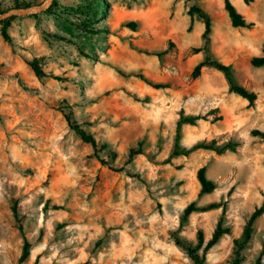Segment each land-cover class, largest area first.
I'll return each instance as SVG.
<instances>
[{
  "label": "rangeland",
  "instance_id": "obj_1",
  "mask_svg": "<svg viewBox=\"0 0 264 264\" xmlns=\"http://www.w3.org/2000/svg\"><path fill=\"white\" fill-rule=\"evenodd\" d=\"M19 1L32 4L26 10L46 0ZM56 1L83 8L92 0ZM103 1L105 14L91 21L79 11L48 14L52 0L27 15L14 12L15 0H0V15L12 17L11 42L0 35V264H192L171 235L196 245L201 231L206 243L219 221L230 234L199 254L204 264H230L234 240L259 208L242 263L264 264V141L251 135L264 133V66L250 64L262 55L264 0H229L253 24L249 29L231 26L224 0ZM191 6L210 18L206 49L203 22L187 14ZM80 24L105 32L90 35ZM33 58L64 80L37 79L25 62ZM206 58L230 66L234 82L257 96L254 104L230 93L215 69L204 67L193 78ZM65 107L107 144L97 156L108 166L67 125ZM180 113L208 120L181 126V148L214 140L235 144L234 151L200 149L165 163ZM138 143L142 153L126 165ZM201 167L215 184L209 194H199ZM191 203L216 207L194 211L179 225ZM24 237L31 247L19 263Z\"/></svg>",
  "mask_w": 264,
  "mask_h": 264
},
{
  "label": "trees",
  "instance_id": "obj_2",
  "mask_svg": "<svg viewBox=\"0 0 264 264\" xmlns=\"http://www.w3.org/2000/svg\"><path fill=\"white\" fill-rule=\"evenodd\" d=\"M190 1V0H189ZM246 5H248L252 0H243ZM32 4L28 2H21L19 0H15L13 4V9H22V8H28ZM224 10L228 15V18L230 20V24L233 28H251L253 26L252 23H248L242 16L237 12L235 7L230 3L229 0H224ZM79 11L81 15H86L89 18L92 19L91 21L96 20L100 16L104 15L105 13V4L103 0H92L87 2L86 6L83 8L77 7V8H68V7H60L57 3L56 0H52L51 6L47 9L48 14H63L66 16H71L74 13ZM6 11H2V13H5ZM187 14L190 17H193V15H196L199 20H201L204 24V31L202 34L203 40H204V46L203 49H206L208 46V39L209 35L211 32V21L209 16L203 12L201 9L197 8L196 6H191L188 9ZM12 17L5 19L3 21H0L1 28H0V35L3 38L4 41L10 43V37L7 33V29L10 25ZM127 28H130L132 30L135 29L136 25L135 23H128L126 25ZM78 30L81 32H85L90 35H97L102 32H105L104 30H95L93 28H90L86 24H80L79 27H77ZM198 52L201 50H197ZM26 64L29 66V68L32 70L34 73L35 77L39 80H42L43 78H51L55 81L62 82L64 79L61 78L60 76H56L53 74H47L44 72L40 60L38 58H33L31 60L25 61ZM250 64L253 67H262L264 66V43L262 45V55L261 56H256L252 57L250 59ZM3 67V64H0V69ZM204 67L212 68L215 69L219 72L222 73L224 76L227 85H228V91L232 94H235L239 96L240 98L244 99L247 101L248 106H252L254 102L256 101L257 96L255 93L246 90L244 87H241L237 85L233 77L231 75V68L228 65L221 64L220 62L211 59V58H206L202 62L198 63L193 71H192V77L197 78L200 73L201 69ZM145 83L151 85L152 87L158 89L162 88L163 86L161 85H152L150 84L145 78L142 76H139ZM264 87V84H263ZM264 102V99H263ZM63 115L64 120L66 121L67 125L72 129L82 140V142L89 144L94 151V157L96 160L103 166H108L109 163L106 160H103L97 156V153L102 152L104 150H108V146L105 143L98 144L96 140L87 132H85L80 125L75 123L72 118L71 112L67 111V107L61 108L60 109ZM207 116H189V115H183L182 113L179 114V118L176 123V128H175V137L173 141V146L172 149L170 150L168 157L165 159V163H170V161L179 156H184L187 157L189 156L192 152L196 150H208V151H213L217 154H221L226 150L234 151L236 145L228 142L223 146H217L214 140L211 141H202L194 144L192 147L189 149L181 148L179 146V139H180V129L182 125H196L197 121L200 119L207 120ZM221 120V117H213L212 120H210L212 123H215L216 121ZM252 136H258L264 141V133L259 132L257 130H253L251 132ZM142 153V143H138V145L135 148H131L128 152L127 160H126V165L130 164L133 158L139 154ZM108 155L111 161H114L116 154L113 151H108ZM111 170L113 171H121L120 170H114L112 167H110ZM196 178L200 186V191L199 194H209L215 189V184L208 180L207 177L205 176V168L201 167L197 170L196 172ZM216 205L212 204L209 206H206L202 209H197L193 203L189 204L188 206L185 207V209L182 211L181 216L179 217V225L184 223L188 216L194 212V211H206L208 209L214 208ZM12 213L16 219L17 222V227L18 229L22 232L23 228L21 225V221L19 219V214L17 211V206L16 203H13L11 207ZM263 213L262 209H256L246 222L242 235L239 239L234 240V252L233 256L231 258V263L230 264H243L242 262L244 261V249L247 244V242L250 240V237L253 233V224L254 221ZM230 234V229L228 227L222 226L221 221L218 222L215 230L213 231L211 238L204 243V237L203 233L201 231L197 232V243L196 245L185 241L181 239L178 235L173 233L171 235L172 241L174 245L179 248L181 251L184 252V254L187 256V258L191 261L192 264H204V256L199 254V250L203 247V251H207L210 248H212L218 240L226 235ZM31 244L28 242V240L24 237L23 238V246H22V251L21 254L18 258V262L22 263L24 262L28 256H29V250H30ZM264 254V253H263ZM261 254V255H263ZM259 263V260H257V263Z\"/></svg>",
  "mask_w": 264,
  "mask_h": 264
},
{
  "label": "water",
  "instance_id": "obj_3",
  "mask_svg": "<svg viewBox=\"0 0 264 264\" xmlns=\"http://www.w3.org/2000/svg\"><path fill=\"white\" fill-rule=\"evenodd\" d=\"M50 1L51 0H46L42 5H40L38 7H35L34 9H26V10L18 9V10H15L14 12L16 14H20V15H27V14H29L31 12L42 10L45 7L46 3H49ZM9 15H10V13L4 14V15H0V20H3L5 18H7Z\"/></svg>",
  "mask_w": 264,
  "mask_h": 264
},
{
  "label": "bare ground",
  "instance_id": "obj_4",
  "mask_svg": "<svg viewBox=\"0 0 264 264\" xmlns=\"http://www.w3.org/2000/svg\"><path fill=\"white\" fill-rule=\"evenodd\" d=\"M47 4H48V3H46V5H47ZM46 5H45V6H46Z\"/></svg>",
  "mask_w": 264,
  "mask_h": 264
}]
</instances>
